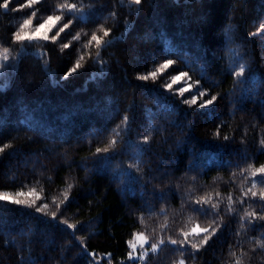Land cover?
Here are the masks:
<instances>
[{"label":"trees","instance_id":"1","mask_svg":"<svg viewBox=\"0 0 264 264\" xmlns=\"http://www.w3.org/2000/svg\"><path fill=\"white\" fill-rule=\"evenodd\" d=\"M261 25L264 0L0 7V264H264ZM137 234L148 243L130 258Z\"/></svg>","mask_w":264,"mask_h":264},{"label":"snow or ice","instance_id":"2","mask_svg":"<svg viewBox=\"0 0 264 264\" xmlns=\"http://www.w3.org/2000/svg\"><path fill=\"white\" fill-rule=\"evenodd\" d=\"M10 2H11V0H5V2H4L2 5H0V7H3L4 9H8V7H9V3H10ZM32 2H34V0H28V4H29V5H30ZM135 3H136V4H140V3H141V0H135ZM21 7H23V5H22ZM62 7H63V6H62ZM67 7L69 8V11L76 10V5H75V4H72V5L67 6ZM12 10L15 11L16 9H12ZM33 15H34V13H33ZM113 15H114V14H113ZM53 18H54L53 16H48V17H47V21H51ZM55 19H56L57 21H59V20L61 19V17H60V16H56ZM47 21H46V22H47ZM30 23H31V20H25L24 23H23V25H22L21 27H24V26H26V25H28V24H30ZM44 26H45L44 23L39 24V26H38V28H37V31H39V29H40V28H43ZM67 27H68V24L66 23V24H64L63 28H61L59 31H63L64 28H67ZM261 28H264V25H261ZM57 34H58V33H57ZM105 34H107V33H105ZM14 36H15V39H16V40H23V39L25 38L24 36H22V35L20 34L19 31L15 32V33H14ZM75 38H76V37H74V39H75ZM30 39H31V38H30ZM43 39L47 40L48 37L45 35V36L43 37ZM53 39H55V37H53ZM98 39H99V38H98L96 35H92V37H91V40H93V41H97ZM61 47H62V48H66V47H68V44H63ZM5 51H7V49H5ZM97 63L102 64L103 61L98 59V60H97ZM172 64H173V61H172L171 59H168V60L162 65V67L166 69V68L170 67ZM79 67H80V64H79V62H77V63L75 64V66H74L73 68H71V69L65 74V76L63 77V79H67V77H68V76H71L72 73L75 72ZM239 67H240V71H239L238 73H236V75H237V76H242L243 73H244V68H245V66H244V64H240ZM155 75H156V72H152V73H151V76L155 77ZM186 76H187V73H185V72H180L178 75L172 76V77H171V80H172L173 82H177V81H180L181 79H183V78L186 77ZM138 78H139V79H143V80H147V79H148V76H140V77H138ZM196 83L198 84L199 81H197ZM167 87L171 88V85L169 84V85H167ZM188 88H191V84H189V85H188L187 87H185V88H180V89H178V93H179L180 95H183V93H184L185 91H187ZM203 94H204V93H203L202 91H200L199 89H197V92L193 93V96H192V99H191V100H189V99H185V100H183L182 102L185 103V104H189V105H190L191 103H194V102H195V99H196L197 95L203 96ZM215 100H216V96H215V95L210 96V98L207 99V100H205L203 103H201V104L199 105V107H200V108H207L209 105H212V104L214 103ZM128 121H129V117H128L127 115H124V117H123V123L125 124L126 129L130 131V130H131V125L128 123ZM118 127H119V126H118ZM218 134H219V132H217V135H218ZM149 137H150V133H149V135H146V136H144V137L142 138V143H144V144L146 145L147 142H148V140H149ZM224 139L227 140L228 137L225 136ZM111 143H112L113 145H115V144H116V141L113 140ZM260 143H261V145H264V139H261ZM0 151H2V149H0ZM103 151H104V152H108V148L103 149ZM96 152H97V153H100V152H101V149H100V148H97V149H96ZM256 171H257V172H260V173H264V165H262V166H261L259 169H257ZM193 179H195V177H193ZM69 187H70V186H69ZM253 187H255V184L253 185ZM33 191H35V189H33ZM249 191H251V190H249ZM17 195H24V193H22V192H18ZM252 195L255 196L256 193L253 192ZM65 198H67L66 194H65ZM8 199H10V197H9L7 194H0V200H8ZM161 199H163V197H161ZM261 199L264 200V195L261 196ZM13 202L16 203V204H22V203H24V201H21V200H19V199L14 200ZM196 203H197V204H200L201 201L198 200V201H196ZM43 207H47V205H44ZM213 207H215V206H213ZM195 210L201 212L202 214H208L209 212H211L210 209H209V210H206V209H204L203 207L197 208V209H195ZM36 211H38V212H39V211H42V208H37ZM248 215H249V216H252V217H255L256 214L253 212V213H248ZM52 216H53V218H54V217H55V213H52ZM259 219L264 220V215H261V216L259 217ZM63 223L66 224L69 228H75V225H69V224H67V221H66V220L63 221ZM192 232L195 233V234H197V235H199L200 232H209V229H208V228L198 229V227H197V228H193V229H192ZM211 234L214 235V234H215L214 231H213ZM73 235H74V233H73ZM183 235H184L185 238H187L188 233L185 232V233H183ZM77 239L79 240L80 238L77 237ZM208 239H210V236H205V237L203 238L202 243L206 244V243L208 242ZM160 243L163 244L164 241L161 240ZM170 243L173 244V245H176V244L178 243V241H177V240H170ZM179 243H180L181 246H182L183 243H184V241H180ZM257 244H258L261 248H264V242H261V241L258 240V241H257ZM150 247L152 248L153 251H155V250L157 249V246H156V245H150ZM191 247H192L193 249H196V248L198 247V245H196V244H192ZM85 254H86L87 256H94V255H95L94 253H88V252H86V250H85ZM231 254H232V255H235V253H231ZM109 255H110V254H109ZM144 255L146 256V255H147V252H145ZM129 256H130V258H131V253L129 254ZM180 264H184V261L181 260V261H180ZM236 264H240V260H239V259H237Z\"/></svg>","mask_w":264,"mask_h":264},{"label":"rangeland","instance_id":"3","mask_svg":"<svg viewBox=\"0 0 264 264\" xmlns=\"http://www.w3.org/2000/svg\"><path fill=\"white\" fill-rule=\"evenodd\" d=\"M148 243L147 238L142 235V234H137L134 238V240L131 241V249L132 253L131 255L137 256V257H142V252H143V246H145Z\"/></svg>","mask_w":264,"mask_h":264}]
</instances>
